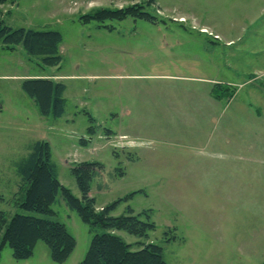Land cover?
I'll return each mask as SVG.
<instances>
[{
    "label": "rangeland",
    "instance_id": "rangeland-1",
    "mask_svg": "<svg viewBox=\"0 0 264 264\" xmlns=\"http://www.w3.org/2000/svg\"><path fill=\"white\" fill-rule=\"evenodd\" d=\"M135 4L157 22L79 19ZM0 19L14 29L63 36L58 67H43L22 46L0 43V211L65 224L76 248L64 264H80L102 232L84 223L61 192L53 216L17 206L22 179L16 164L45 140L61 183L79 198L71 167L101 165L91 194L98 209L143 191L112 213L149 211L156 224L148 238L119 232L128 243L162 246L168 264H237L234 235L244 232L247 213L239 211L236 228L230 201L245 182L254 192L264 167V0H5ZM40 76L66 85L63 117L42 116L22 89L26 78ZM218 83L232 96L216 99ZM218 119L234 121L215 126ZM220 138L222 145L215 144ZM11 260L6 246L1 264ZM17 262L57 264L43 242L30 263Z\"/></svg>",
    "mask_w": 264,
    "mask_h": 264
},
{
    "label": "trees",
    "instance_id": "trees-1",
    "mask_svg": "<svg viewBox=\"0 0 264 264\" xmlns=\"http://www.w3.org/2000/svg\"><path fill=\"white\" fill-rule=\"evenodd\" d=\"M5 0H0V4ZM128 18L156 23V17L142 5H132L118 9H97L82 15L84 23L124 21ZM63 36L58 31H41L27 28L14 29L0 19V43L11 49L22 46L31 58H37L43 67H58L62 63L61 45ZM264 88V82L261 83ZM22 89L32 98L45 117H63L66 111V85L50 77H30L22 82ZM233 92L227 86L215 84L212 95L222 100L231 97ZM94 122L93 116L89 117ZM94 125L87 128L90 136L96 134ZM82 144H88L82 139ZM101 165L94 161L74 164L71 173L76 179L81 197L75 196L59 179L58 166L52 160L50 143L45 140L35 142L28 156L17 162L16 171L22 179L17 198V206L24 211L53 216V205L61 192L70 209L76 211L82 221L102 230L96 234L80 264H168L164 248L155 243L141 240L128 243L119 232H126L138 238H148L156 229L149 219V211L136 214L129 207L127 214L113 216L118 206L131 200L142 190L132 192L113 203L98 209L92 197V182ZM144 217L147 219L144 220ZM45 243L53 262L64 264L76 248V239L65 224L48 218L15 214L10 216L0 211V260L6 246L12 250V257L18 262L28 261L35 255L38 243ZM264 264V260L263 263Z\"/></svg>",
    "mask_w": 264,
    "mask_h": 264
},
{
    "label": "crops",
    "instance_id": "crops-1",
    "mask_svg": "<svg viewBox=\"0 0 264 264\" xmlns=\"http://www.w3.org/2000/svg\"><path fill=\"white\" fill-rule=\"evenodd\" d=\"M164 76L170 77V75H164ZM50 78L54 80H60L58 79V77L56 78L50 77ZM229 121H234V120L218 119L214 122H215V126L216 125L222 126L225 123H229ZM257 122H259V120ZM222 139L223 138L217 139L215 141V144L222 145L223 143ZM205 144L207 145L208 141ZM191 172L192 170H189L186 171L185 174L188 175L191 174ZM257 174H258V170L257 172H255L256 176ZM259 175L260 178L258 179L254 178V181L258 183L255 186L256 189H254V192H253V188H249L250 186L247 187L248 182H245V187L241 188L242 191L238 193L237 199H233L230 201L231 202L230 207L237 208L236 216L233 218L232 221V224H235L236 228H238V226L240 225L238 221L239 211L243 209L244 212L247 213L246 218L241 217L242 221L240 227L244 230V232L239 230L240 229L239 228L234 235L236 238V241L234 242V246H236L240 255L237 264H254V263L262 264L264 260V167L261 168ZM226 227L227 226H225V229ZM223 237L226 238L225 236ZM34 257L35 255L30 260L23 262L30 263V261ZM1 262H2V257L0 260V264ZM12 262L14 263L17 261L14 260ZM17 263H22V262H17Z\"/></svg>",
    "mask_w": 264,
    "mask_h": 264
}]
</instances>
